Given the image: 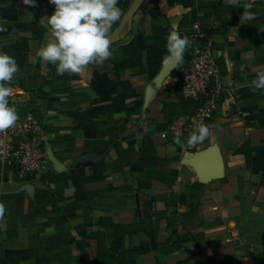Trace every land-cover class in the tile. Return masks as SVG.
I'll list each match as a JSON object with an SVG mask.
<instances>
[{
    "label": "crops",
    "instance_id": "obj_1",
    "mask_svg": "<svg viewBox=\"0 0 264 264\" xmlns=\"http://www.w3.org/2000/svg\"><path fill=\"white\" fill-rule=\"evenodd\" d=\"M112 57L42 69L49 0H0L12 98L46 130L48 167L22 181L0 164V264H256L264 249V0H119ZM244 12L255 15L241 22ZM205 32L227 89L210 136L162 131L193 110L164 63L167 35ZM237 85H239L237 87ZM191 100V99H190Z\"/></svg>",
    "mask_w": 264,
    "mask_h": 264
},
{
    "label": "clouds",
    "instance_id": "obj_2",
    "mask_svg": "<svg viewBox=\"0 0 264 264\" xmlns=\"http://www.w3.org/2000/svg\"><path fill=\"white\" fill-rule=\"evenodd\" d=\"M49 2L55 6V10L43 19L51 28V36L36 53L40 57L42 69L51 63L55 65L58 75H64L65 72L81 73L88 65L103 64L106 59L112 57L110 31L122 15L119 0ZM24 3L35 5L36 0H24ZM253 17L255 15L244 12L241 22L250 21ZM190 42L188 36H182L175 30L171 31L167 35L164 63L181 62ZM18 67L14 56L0 51V131L13 126L19 118L16 107L9 103L12 88L4 83L13 79ZM251 83L254 90L264 89V71L258 72ZM209 136L210 126L201 124L189 134L187 144L193 146L202 143ZM174 140L178 144L183 143L179 135H176Z\"/></svg>",
    "mask_w": 264,
    "mask_h": 264
},
{
    "label": "built area",
    "instance_id": "obj_3",
    "mask_svg": "<svg viewBox=\"0 0 264 264\" xmlns=\"http://www.w3.org/2000/svg\"><path fill=\"white\" fill-rule=\"evenodd\" d=\"M193 45L181 67L178 78L184 98L201 100L190 119L180 127L172 126L162 131L163 137L172 139L178 131L191 133L212 117L225 99L227 89L221 79L212 40L205 32L191 33ZM19 114L10 128L0 131V164L8 165L22 181L34 180L48 167L46 130L28 104L17 103L9 97Z\"/></svg>",
    "mask_w": 264,
    "mask_h": 264
},
{
    "label": "trees",
    "instance_id": "obj_4",
    "mask_svg": "<svg viewBox=\"0 0 264 264\" xmlns=\"http://www.w3.org/2000/svg\"><path fill=\"white\" fill-rule=\"evenodd\" d=\"M191 32H192V30H189V31H187V33H186V36H189L190 34H191ZM207 35V34H206ZM207 36H209V35H207ZM186 58H187V55L185 56V58H184V60H183V62L181 63V65L179 66V68H178V73H177V80H176V91H177V94L180 96V98L181 99H183V100H186V102H191V104H192V107H193V110H196V108H198V106L201 104V100H190V99H187V98H184L183 96H182V94H181V90H180V82H179V80H178V78H179V76H180V73H181V67L183 66V64H184V62H185V60H186ZM195 112V111H194ZM193 112V113H194ZM192 113V114H193ZM209 119V118H208ZM207 119V120H208ZM207 120L203 123V124H205L206 125V123H207ZM254 258H255V262H256V264H264V249H261L260 251H258V250H256L255 252H254Z\"/></svg>",
    "mask_w": 264,
    "mask_h": 264
},
{
    "label": "rangeland",
    "instance_id": "obj_5",
    "mask_svg": "<svg viewBox=\"0 0 264 264\" xmlns=\"http://www.w3.org/2000/svg\"><path fill=\"white\" fill-rule=\"evenodd\" d=\"M257 250H258V251H260V250H261V248H258Z\"/></svg>",
    "mask_w": 264,
    "mask_h": 264
}]
</instances>
